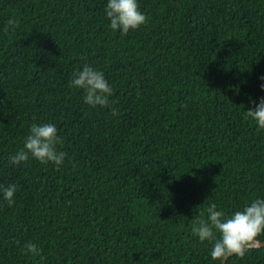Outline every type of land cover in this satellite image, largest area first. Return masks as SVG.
<instances>
[{
    "label": "trees",
    "instance_id": "obj_1",
    "mask_svg": "<svg viewBox=\"0 0 264 264\" xmlns=\"http://www.w3.org/2000/svg\"><path fill=\"white\" fill-rule=\"evenodd\" d=\"M106 0H0V264H219L191 233L215 202L264 195V0H139L147 23L113 32ZM15 30L5 31L9 17ZM85 63L114 87L108 107L71 86ZM52 122L58 170L9 164L32 122ZM227 264H264V247Z\"/></svg>",
    "mask_w": 264,
    "mask_h": 264
},
{
    "label": "clouds",
    "instance_id": "obj_2",
    "mask_svg": "<svg viewBox=\"0 0 264 264\" xmlns=\"http://www.w3.org/2000/svg\"><path fill=\"white\" fill-rule=\"evenodd\" d=\"M104 13L109 21L108 27L113 32L119 31L122 37L137 30L148 20L145 12L140 9L139 0H106ZM17 23L10 16L5 31H14ZM259 79L264 81V76ZM70 84L75 89L82 90L85 104L93 108L108 107L113 115L116 114L117 110L110 107L114 102L110 99L114 95V87L100 68L85 63L82 69L73 73ZM260 88L264 91V82L260 84ZM250 102L253 106L245 111L246 117L259 131H264V96L250 98ZM62 145L63 138L55 123L34 121L23 138V146L10 154L8 162L19 166L35 159L45 165L52 163L59 170L68 155L58 147ZM17 191L16 183L0 184V207L13 206ZM191 233L201 243L211 245L209 256L212 260L219 261V264H225L233 254L244 257L251 248L264 245V195H256L242 207L228 212L217 203L209 201L204 211L193 219ZM20 250L24 254L39 256L37 264L45 259L40 255L37 244L31 240L26 241Z\"/></svg>",
    "mask_w": 264,
    "mask_h": 264
},
{
    "label": "water",
    "instance_id": "obj_3",
    "mask_svg": "<svg viewBox=\"0 0 264 264\" xmlns=\"http://www.w3.org/2000/svg\"><path fill=\"white\" fill-rule=\"evenodd\" d=\"M260 247H264V245H261V246H259V247H253V248H260ZM233 255H235V254H233ZM232 255V256H233ZM230 258V257H229ZM225 264H227V261H225Z\"/></svg>",
    "mask_w": 264,
    "mask_h": 264
}]
</instances>
